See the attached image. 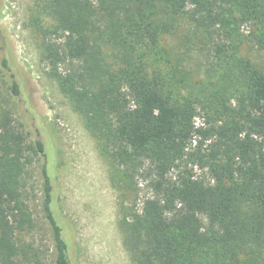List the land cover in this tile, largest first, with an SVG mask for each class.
Wrapping results in <instances>:
<instances>
[{
    "label": "trees",
    "instance_id": "1",
    "mask_svg": "<svg viewBox=\"0 0 264 264\" xmlns=\"http://www.w3.org/2000/svg\"><path fill=\"white\" fill-rule=\"evenodd\" d=\"M183 23L215 61L218 84L186 88V71L165 44ZM28 26L45 73L84 117L114 172L134 186L141 177L151 190L140 209L120 204L133 264H264V67L243 54L249 43L264 49V0H36ZM6 45L0 71L18 97ZM200 111L205 124L197 126ZM37 161L54 264H71L47 144L6 107L0 264H42L20 240L36 227L27 177Z\"/></svg>",
    "mask_w": 264,
    "mask_h": 264
},
{
    "label": "rangeland",
    "instance_id": "2",
    "mask_svg": "<svg viewBox=\"0 0 264 264\" xmlns=\"http://www.w3.org/2000/svg\"><path fill=\"white\" fill-rule=\"evenodd\" d=\"M35 2L0 1V32L5 33H0V46L8 44L22 88L20 96L11 95L8 80L0 71V107L10 109L32 137L39 136L47 144L48 171L54 183L53 208L69 244L71 264H133L119 227L120 204L134 202L140 209L151 190L141 177L136 178L134 186L114 172L86 128L84 117L45 73L38 38L28 26ZM243 32L248 34L250 28L244 27ZM165 44L173 63H180L186 71V88L216 83L218 67L207 51L198 49L200 42L190 24H180ZM243 54L264 67V49L249 43ZM199 114L196 125L202 126L204 113ZM195 172L205 174L198 167ZM27 182L36 227L23 233L20 240L31 247L30 255L35 251L39 254L42 264H54L53 232L43 208L39 161L30 169Z\"/></svg>",
    "mask_w": 264,
    "mask_h": 264
}]
</instances>
